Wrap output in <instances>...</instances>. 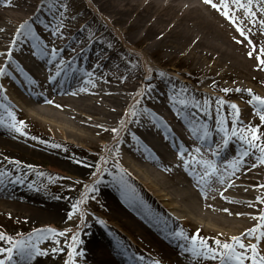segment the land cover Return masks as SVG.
<instances>
[{
    "label": "bare ground",
    "instance_id": "bare-ground-1",
    "mask_svg": "<svg viewBox=\"0 0 264 264\" xmlns=\"http://www.w3.org/2000/svg\"><path fill=\"white\" fill-rule=\"evenodd\" d=\"M212 2L220 4L221 0ZM229 7L236 16V25L253 42L251 45L236 31V25L204 0H0V68L4 70L0 74V145L9 150L31 146L12 129L5 114L2 102H14L30 120L40 118L49 132L62 139H72L94 151L107 147V153L144 178L147 189L154 194L150 196L168 213L171 223L166 227V223L155 221L117 191L99 170L93 175V186L108 207L112 205L115 213L143 234L140 238L147 239L155 255L165 259L161 264H220L219 256L204 255L199 240L196 252L192 242L179 240L176 231L181 233L190 223L216 238L248 237L251 243H258L257 251L264 255V239L257 242L249 235L253 228L257 229L255 235L264 232L258 227L262 223L259 217L264 214V163L258 159L261 153L239 138L241 128L255 126L261 130L264 126L255 114L256 105L249 102L247 89L250 81L264 86V75L254 78L250 74L263 65L248 56L249 51L255 49L254 55H259L264 48V29L259 23L264 15L254 3L253 24L231 0ZM25 22L30 30L18 34V27ZM57 26V34L53 35ZM128 49L143 61L155 57L157 65L175 61L192 66L189 73L201 84L216 85L230 99H220L188 84L185 88L192 94L178 89L180 84L164 78L167 69L158 71L160 81L156 87L154 83V88L138 93L140 73L123 61ZM240 75L246 76L244 83ZM227 77L235 79V85L221 83ZM218 100L223 104L218 105ZM233 104L239 110L238 117L230 107ZM233 120L238 121L236 125ZM205 126L209 135L201 140ZM221 126L227 132V147L223 145L225 132L219 131ZM234 126L236 136L232 135ZM170 140L177 145L174 151ZM217 151L226 152V163L220 166L213 155ZM244 152L248 155H242ZM36 155L48 157L66 171L94 172L92 165L77 159ZM201 160L216 166V171L203 179V184L209 183L214 189L204 192L198 191L200 183L187 180L180 172V168L187 170L191 165L202 180L205 168L198 162ZM237 160L241 162L234 169ZM181 161L189 165L181 166ZM22 167L17 161L0 158V173H6L0 176V207L34 208L45 221L67 216L70 202H55L22 186ZM5 187L15 194H1ZM175 213L183 222L176 220ZM94 225L82 223L78 228L84 233L78 245L84 259L98 264H150L139 254L145 249L138 250L131 237L118 242L106 226ZM49 229L42 225L36 233L49 240ZM202 238L213 249L209 237ZM2 245L4 249L12 247L0 243V249ZM5 258L6 252H0V260ZM45 259L43 255L30 261L22 259L15 250L12 257L13 264H46Z\"/></svg>",
    "mask_w": 264,
    "mask_h": 264
},
{
    "label": "rangeland",
    "instance_id": "rangeland-1",
    "mask_svg": "<svg viewBox=\"0 0 264 264\" xmlns=\"http://www.w3.org/2000/svg\"><path fill=\"white\" fill-rule=\"evenodd\" d=\"M128 52H125L126 55L123 54V61L129 68L134 70L138 69L137 71L140 73V77L138 78V93L145 92L152 87L154 88V83L156 87L160 81L158 71L167 69L169 73L164 78L170 83L176 82L180 84L178 89H185L188 93H191L190 89L185 88V85L188 84V86L193 89L199 88L209 95L217 96L220 99L226 101L230 99L225 98V95L216 89V85L209 87L208 83L201 84L197 77L189 73L192 66H187L184 63H176L175 61H168L161 65H157L158 61L155 57L143 61L140 56L134 55L130 49H128ZM250 74L254 78L257 77L258 74L264 75V65L255 72L250 71ZM238 78L242 83L246 80V76L241 77L240 75ZM239 80L238 82H240ZM235 82L236 80L232 77L221 80V83H226L228 86L235 85ZM247 89L250 90L249 93L251 92V95L260 96L261 98L264 97V86H262V84L250 81V87ZM15 100L16 99H14V101ZM11 104L15 105L14 102H11ZM13 105L10 107L9 111L5 110V114L9 119V124L10 126L12 124V117L9 116V113H12V116L15 117L16 126L21 128L23 134L20 132L17 133L30 141L31 146H26L24 150H17L14 148L9 150L0 145V158L7 160L12 159V161H17V163L24 165V167L21 168L20 174L22 186L32 188L36 195L42 197L48 196L55 200V202H70L72 206L67 216H63L54 221L41 220L40 214L34 212V208L3 209L0 207L2 208V210H0V234L6 237V239L0 240V243L7 245L9 243L8 238L13 241L22 240L28 248H39L41 252H47V255H43L46 258L44 260L46 264H65V261L68 260L69 247H75L78 251L79 244H74L71 237L77 232L76 235L80 241L84 233H80L78 228L82 223L83 226L91 223L93 225L95 224L94 226H97V224L103 227L106 226L107 229L113 233L111 236H115L114 240L118 242H123L122 240L124 239L125 241L126 237H131L138 250L141 249L139 247H143L145 249V251L143 250L144 252H149L151 256L165 261L162 257L157 256V254L155 255L156 251H154L152 246L148 245L149 243L146 238L143 237L144 240L140 238L143 234L139 233L133 224L126 221L125 217L115 213L112 205L109 207L107 206L99 190H96L95 186H93L96 180V178H93V175L96 170H99L102 176L110 180L117 191L128 200L134 203L136 202L137 205H141L143 208H140L143 210L146 209L151 218L157 222L167 221V216L163 209L157 205L150 196H154V194L147 189L148 185H146L144 178H142L136 170L135 172L131 167L124 166L121 160L116 159L113 154L107 153V147L94 151L92 148H87L72 139H66V141L59 135L49 132L47 127L39 122L38 119L40 118L30 120L28 116L24 115L25 111L15 109ZM81 118L84 119L83 115ZM12 129L15 130L14 128ZM121 132H119L118 137ZM259 134L264 138V126ZM244 135H247V133H244ZM240 136L241 133L239 132V138ZM240 140L242 139L240 138ZM39 145H43L44 148H39ZM36 154L49 155L51 156L50 158L55 157L57 159L59 158V160L63 159V157L77 159L88 165H92L94 172L92 174L89 171H83L84 173H76L72 170L66 171L64 167L53 164L52 160L48 157H40ZM155 171L160 173L158 169ZM18 191H20V188H18ZM232 191L233 190H231V192ZM2 193L10 195L12 193L15 194V192L8 187L3 188L1 194ZM176 203L178 205L180 204L178 202ZM28 205L29 204H27V206ZM29 206L35 207L33 205ZM175 214L178 215L177 213ZM196 218H198V216H196ZM42 225H45V228H50L55 233H64V235H53L52 232H50L51 239L47 240L41 236V234L36 233V230L41 228ZM113 227L117 230H114ZM203 229L204 228L199 229L193 223H190L185 226V229H182L185 233L179 236L187 240L191 239L195 234L200 240L203 239V236H208V239L213 243L212 248L217 252L222 251V249H217L215 240H220L221 243H232L231 238L235 236L240 237L241 241L246 245L251 244V239L242 235L216 238L210 234L205 235L204 233L206 232H204ZM135 234L139 236L137 237ZM149 237L153 238L152 236ZM53 248L59 250L53 252ZM2 249H4L3 245ZM237 251H240V249L237 248ZM248 255L250 256L251 253L249 252ZM151 256L149 255L147 257L150 259ZM75 264L98 263L93 260L84 259L82 256L78 255L75 257ZM245 264H251V261L246 260Z\"/></svg>",
    "mask_w": 264,
    "mask_h": 264
},
{
    "label": "snow or ice",
    "instance_id": "snow-or-ice-1",
    "mask_svg": "<svg viewBox=\"0 0 264 264\" xmlns=\"http://www.w3.org/2000/svg\"><path fill=\"white\" fill-rule=\"evenodd\" d=\"M204 3L207 5H210L213 9L219 11L221 15L224 16L225 19L229 20V22L233 23L236 25V16L234 12L230 11L229 7V0H221L220 4L213 3L212 0H204ZM258 5V11L261 13V15H264V0H247V3L242 2V0H231V4L235 6L236 9H242L244 10L245 16L252 19L253 24L255 23V16L256 12L252 10L253 4ZM260 26L262 29H264V20H260ZM29 26L28 24L22 23L18 29L17 33H22L24 31H29ZM58 31V26L57 28L53 29L52 34L56 35ZM236 31L240 34L241 37L244 38L250 45L253 43L248 36L245 35V31L242 27L239 25H236ZM237 43H241V41H236ZM255 49L253 51H249L248 56L250 58L256 59L261 65H264V48H261L259 50L260 54L259 55H254ZM52 55L55 56V49L52 50ZM10 56V54H9ZM3 69L0 68V74L3 73ZM223 91L227 92V89H224ZM239 91V89H237ZM251 96V100L249 101L250 103H254L256 105V115L259 117V121L261 123H264V99H262L260 96L256 95H251V92L249 93ZM182 104L186 105V101H181ZM218 105H222L223 101L218 100L216 101ZM207 105V101H205V106ZM195 106V105H194ZM233 110H235L237 117L239 116V110L237 109V106L235 104L230 106ZM205 107V111H206ZM135 115V113H133ZM9 116L12 117V124L11 127L15 129L16 132H20L21 134V128L16 126V121L15 117L12 116V113H9ZM237 120H233V125L237 124ZM218 124L222 125L223 121L218 120ZM115 131V130H113ZM193 131H196L195 129ZM219 131L225 132V136L223 138V145L227 147L228 145V137H227V132L226 130L221 126L219 128ZM241 136L240 138L244 140L249 148H256L260 153L261 157H258L260 159L261 163H264V138L260 136V129L256 128L255 126H249L247 128H241L240 129ZM244 133H247V135H244ZM209 135V131L207 129V126L204 127L203 134L199 137L201 140H205ZM232 135L236 136L237 135V128L234 126L232 128ZM183 152V149H181ZM198 151V150H197ZM216 153H213L215 155ZM242 155L247 156L248 153L244 152ZM204 168L205 172L204 175L201 177L203 180L207 176H211L215 171H216V166L208 161H198ZM241 161L237 160L233 162V168H238L239 164ZM185 166H187L188 162L184 161ZM6 175V173H0V176ZM15 182V181H13ZM260 221L262 223L258 225L259 228H264V214H262L259 217ZM49 232H52L53 235H64V233H55L51 229L48 230ZM257 229L253 228L249 230V235L252 236V238L259 242L262 239H264V232H261L259 235H255ZM177 235H182V233H177ZM6 237L2 234H0V240H4ZM72 241L74 244H79L80 241L78 239L77 235H73L71 237ZM198 236H193L192 237V244H193V251L196 252L197 248V240ZM232 243H221L220 240H216L215 244L217 246V249H222V251L217 252L214 249L208 248L207 244L203 240H199V248L204 250V255L208 256L211 255L212 258H216L217 255L219 256L220 259V264H245L246 260H250L251 264H264V255H260L257 251L258 248V243L254 242L251 243L250 245H246L241 241L240 237H232L231 238ZM9 244L12 245V247L8 249H0V252H6V258L3 260H0V264H13V252L14 250L21 256L22 259H27L31 260L36 256H41V255H47V252H41L39 248H28L25 245V242L22 240L18 241H13L10 238H8ZM237 248L240 249V251H237ZM59 249L53 248L52 251H58ZM251 253L249 256L248 253ZM199 254V253H197ZM82 256V252H78L75 247H69L68 249V260L65 261V264H75V257L76 256ZM153 264H160L159 261H154Z\"/></svg>",
    "mask_w": 264,
    "mask_h": 264
}]
</instances>
